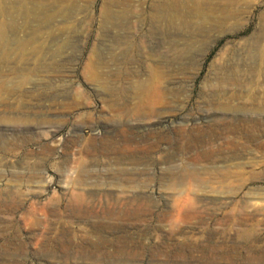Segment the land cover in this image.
<instances>
[{"label":"rangeland","instance_id":"rangeland-1","mask_svg":"<svg viewBox=\"0 0 264 264\" xmlns=\"http://www.w3.org/2000/svg\"><path fill=\"white\" fill-rule=\"evenodd\" d=\"M0 264H264V0H0Z\"/></svg>","mask_w":264,"mask_h":264}]
</instances>
